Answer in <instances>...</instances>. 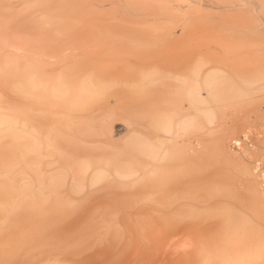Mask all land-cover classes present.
Listing matches in <instances>:
<instances>
[{"label":"bare ground","instance_id":"obj_1","mask_svg":"<svg viewBox=\"0 0 264 264\" xmlns=\"http://www.w3.org/2000/svg\"><path fill=\"white\" fill-rule=\"evenodd\" d=\"M0 264H264V0H0Z\"/></svg>","mask_w":264,"mask_h":264}]
</instances>
